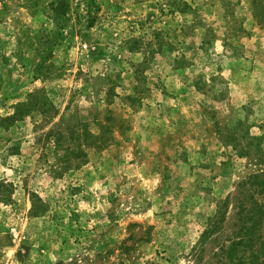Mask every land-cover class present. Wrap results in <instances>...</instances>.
Instances as JSON below:
<instances>
[{"label": "rangeland", "instance_id": "obj_1", "mask_svg": "<svg viewBox=\"0 0 264 264\" xmlns=\"http://www.w3.org/2000/svg\"><path fill=\"white\" fill-rule=\"evenodd\" d=\"M0 264H264V0H0Z\"/></svg>", "mask_w": 264, "mask_h": 264}, {"label": "trees", "instance_id": "obj_2", "mask_svg": "<svg viewBox=\"0 0 264 264\" xmlns=\"http://www.w3.org/2000/svg\"><path fill=\"white\" fill-rule=\"evenodd\" d=\"M237 244H238V243H236V244H232V248H231V250H230V254H231L232 251L234 250L233 247H235Z\"/></svg>", "mask_w": 264, "mask_h": 264}]
</instances>
